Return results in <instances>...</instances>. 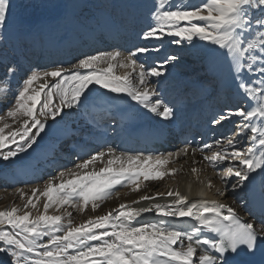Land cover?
<instances>
[{
	"label": "snow or ice",
	"instance_id": "6c2138e0",
	"mask_svg": "<svg viewBox=\"0 0 264 264\" xmlns=\"http://www.w3.org/2000/svg\"><path fill=\"white\" fill-rule=\"evenodd\" d=\"M9 7L10 0H0V31L9 22ZM150 14L154 26L150 24L142 32L144 41L179 37V40L171 42L180 44L188 41L193 47H198L199 51L194 55L204 56L210 71L221 64L227 65L228 78L236 86V95L241 100L236 104L226 101L217 118L211 122L219 125L238 118L236 131L224 143L213 139L212 144H203L202 149L193 148L192 151H211L213 144L219 145L211 155L203 156L214 169L228 165L219 175L224 186L217 189V193L220 196L229 190L244 193L254 176L264 174V0H200L199 3L188 0L183 4L176 0H155ZM197 39L214 46V51H207V46H198ZM150 51L153 49L147 46L139 47L123 60L118 51L98 53L80 59L72 69L57 66L43 73L31 70L17 88V95L12 106L6 109V115L0 116V121H3L0 123V156L4 160L16 157L37 142V137L46 128V123L37 117L38 105H41L40 116H50L55 121L62 108L78 107L82 98L88 100V94L92 92L89 86L93 84L111 93H125L165 120L174 118V109L160 98H155L153 103L156 92L145 86L148 76L162 75L156 67L145 71L144 65H140L138 79L142 90L133 83L132 73L114 74L118 65L135 72L137 54ZM175 59L174 56L167 57L164 64ZM100 64L107 67L100 69ZM15 71V67H7L5 80ZM69 72L70 75L66 74ZM48 77L55 78L57 82L49 85ZM40 80L44 83L35 87L34 84ZM0 92L4 89L0 88ZM54 95L59 97V105H53ZM8 119L13 124L19 121V127L12 128ZM33 129H36L34 134ZM9 145L14 147L4 152ZM228 148L231 150L227 151ZM187 152L186 143L176 155ZM105 155L104 151L97 152L77 164L76 168L85 169ZM107 155V166L99 172L78 176L73 173L72 179L58 185L50 180L39 195H36L37 188L31 190L32 195L20 191L21 199L26 201L22 205L23 211L18 206L0 210V256L4 258L0 264H242L238 257L256 255L260 242L264 241V218L258 221L252 216L248 222H242L237 208L217 200L190 201L178 190L144 195L132 202L135 204L166 195L172 198L168 203H153L149 207L122 203L105 215L90 217L75 226L70 219L71 213L47 214L50 207L60 208L68 204L84 211L91 203L95 210L122 182L134 184L133 190L136 191L143 181L163 179L177 171L160 170L168 164L172 153L153 159L117 155L109 147ZM114 164L119 166L112 167ZM192 172H197V169L193 168ZM207 187H213L211 180H208ZM261 190L264 191V186ZM40 196L45 198L44 211L33 216L31 209H37L33 197L38 201ZM234 203L247 209L251 215L244 196H237ZM261 203L264 216V199ZM150 212L162 217L188 218L190 223L176 227L165 221L136 222L141 214ZM42 237L47 238L46 242H42ZM260 264H264V257Z\"/></svg>",
	"mask_w": 264,
	"mask_h": 264
},
{
	"label": "bare ground",
	"instance_id": "6f19581e",
	"mask_svg": "<svg viewBox=\"0 0 264 264\" xmlns=\"http://www.w3.org/2000/svg\"><path fill=\"white\" fill-rule=\"evenodd\" d=\"M91 1L99 2V4H93L92 11L86 13L88 18H76L66 11L67 3L61 0H44L28 19H22L19 15L15 17L16 23L20 24L21 28L17 29L14 34L27 38V41L22 42L18 39L19 43L15 38L16 40H13L12 44L10 43L8 49L5 45L0 46V88L4 89V92H0V116L6 115V109L12 106L14 97L17 95V88L21 86L26 74L31 70L38 69L43 73L57 66L72 69V66L77 64L80 59L96 55L98 50L102 49L107 52H120V59L123 60L137 48L147 46L153 51L137 54L135 72L131 68L118 65L114 69V74L122 76L125 72L132 73L133 83L142 90L143 86L140 85L138 79V74L141 71L140 65H144L143 70L145 71L156 67L162 72V75L159 77L148 76L145 85L156 92V97L152 98V102H155V98H160L174 109L175 116L168 119L169 123L178 125L180 122L184 124L189 121L195 123L193 131L187 141L178 140L174 147L164 154L149 156L138 149L133 142H130L122 134V130L125 116L128 113L138 114L141 109L153 112L131 100L125 93H111L99 85H90L92 92L88 94L89 99L85 101L82 98L78 107L62 108L55 121L50 116H40L41 105H38L37 117L46 123L45 131L41 132L37 137V142L27 152L20 153L8 160L0 158V210L18 206L23 211L22 205L26 201L21 199L20 191L26 195H32L31 190L37 188L39 191L36 195H39L50 180L54 185H58L72 179L73 173L78 176L86 172H99L101 168L107 166L109 159L107 149L111 147L117 155H139L153 159L156 156H166L172 153L173 156L168 164L162 166L160 170L177 169V171L174 174L165 175L163 179L159 180L143 181V177H140V181L143 183L136 191L133 190L134 184L127 181L122 182L113 188L110 197L101 202L95 210L92 209L91 203L84 208V211L68 204L62 205L60 208L50 207L47 214L63 215L68 212L71 213L72 221L78 219L83 223L90 217L105 215L122 203L131 204L133 207H149L153 203H168L172 198L166 195L156 196L154 200H142L135 204L132 202L139 200V197L144 195L152 196L155 193L178 190L181 194L188 196L190 201L206 199L229 204L237 208V215L242 222H248L252 216H255L258 221L264 218L261 203L264 199V191L261 190L264 186V174L254 176L244 193H233L229 190L224 196H220L217 189H222L224 185L219 179V175L228 165L225 164L221 169H214L203 159L204 155H211V152L216 151L220 146L213 144L211 151L207 149L192 151L193 148L202 149L203 144H212L213 139H219L224 143L227 139L232 138V133L236 131L238 118L234 117L219 125H214L211 122L217 118L226 101L236 104L241 100V97L236 95V86L228 78L227 65L221 64L217 69L210 71L208 61H206L207 63L205 62L202 66V78L198 79L195 73L184 71L182 67L174 65V60L164 64V60L170 57L169 51L173 49L171 45L159 47L160 40L144 41L141 39L142 32L150 24L154 25L150 12L138 13L135 8V12H128L126 8L132 9L131 3H134V0H119L120 4L114 11L108 9V6L107 9L105 8L109 0ZM152 8L150 3L144 5L145 10L150 11ZM52 11H57V13L49 14ZM62 15H66L71 21L70 27L66 28L67 32H65L66 30L58 31L59 28L66 25V22L60 18ZM33 22L37 26L29 28ZM52 24H56L57 27H53ZM99 26L105 31L97 37L94 33L99 29ZM75 29L79 31L78 36L74 34ZM22 38L21 40H23ZM157 48L159 51H155ZM9 66L15 67L16 71L8 80H5L6 69ZM98 67L104 69L107 65L100 64ZM83 71L81 70V72ZM66 74L70 75V72ZM47 80L49 85L57 82L55 78L51 77H48ZM43 83L44 81L40 80L34 86L38 88ZM199 91L200 93H198ZM97 96L100 98L94 99ZM59 103V97L54 95L53 105H59ZM209 108H212V111ZM160 111H162V107ZM35 131L36 129H33L32 134ZM59 138L65 143H57ZM244 142L246 146V138H244ZM186 143L188 152L176 155L180 153ZM13 147L14 145H9L8 148ZM73 150L76 151L72 152ZM226 150L230 151L231 149ZM100 151L106 153L102 160L90 164L85 169L76 168L77 164ZM118 166V164L112 165V167ZM193 168H196L197 172L193 173ZM4 172L9 173L10 181L2 179L1 174ZM62 172L65 173L64 176L60 175ZM208 180L212 181L213 187H207ZM237 196H244L248 200L251 215L247 209L240 208L234 203ZM33 200L37 203V209H31L32 215L35 216L38 212L44 211L45 198L40 196L37 201L33 197ZM75 203L78 204L79 201H75ZM160 221H165L176 227L190 223L188 218L162 217L155 212L146 213L136 218L137 223H159ZM260 246H264V241L260 242L258 247Z\"/></svg>",
	"mask_w": 264,
	"mask_h": 264
},
{
	"label": "rangeland",
	"instance_id": "374dc122",
	"mask_svg": "<svg viewBox=\"0 0 264 264\" xmlns=\"http://www.w3.org/2000/svg\"><path fill=\"white\" fill-rule=\"evenodd\" d=\"M43 1L44 0H10L9 22L5 26L3 31H0V46L1 47H3V45H5V46H7L6 48L8 49L10 43L12 44L16 39H17L16 41H18L19 43H20V41H22V42L23 41L24 42L27 41V38H22L21 36H18V35L14 34V33H16L17 29L19 30L21 28V25L16 23L15 17L17 15H19L22 19L23 18L24 19H28L30 14H32L34 11H36ZM61 1L67 3L66 11L70 12L76 18L77 17L88 18V15L86 13L88 11H90V12L92 11L93 4H97V5L99 4L98 1H97L98 3H95V2H93L91 0H61ZM136 2L134 0V3H131V5H132L131 8L132 9L126 8V10L128 12H130V13L135 12V9H136V12H138V13H146V12L147 13H149V12L151 13L152 9L150 11L149 10H145L144 9V5L147 4V3H150L153 6L155 0H136ZM176 2L183 4V3H187L188 0H176ZM193 2L199 3L200 0H193ZM118 4H120L119 0H109V2L105 5V8L107 9V6H108V9H112L114 11L119 6ZM137 7H139V8L137 9ZM67 8H68V10H67ZM52 13H57V11L49 12V14H52ZM59 13H61V12H59ZM60 18L66 22V25H63L61 28L58 29V31L66 30V28L70 27V25H71L70 22L71 21L66 15H62ZM79 23H82V22L79 21ZM36 26H37V24L35 22H33V23L30 24L29 28H34ZM52 26L53 27H57L56 24H52ZM88 28H90V27H88ZM104 31H105V29H102L101 26H99V29L96 30V32L94 34L97 37H99ZM65 32H67V30ZM74 34H75V36H78V34H79L78 29L74 30ZM19 37H21L23 40H21V38H19ZM173 39L179 40L180 38L179 37H167L166 36L162 40H160V42H161L160 45L161 46L159 45V47H162L163 45H171V48H173V49H172V51H169L170 56L176 57V59L174 60L173 64L174 65H178L179 67H182L184 69V71H190L192 73H195L196 74V78H198V79L202 78V70H203L202 66L205 64V62L207 60L205 59L204 56L194 55L195 53H197L199 51V48L198 47H193L188 41H182L180 44H174V43L171 42ZM168 42H170V43H168ZM197 45L198 46H207V51L214 50V46L209 45L208 42H206V41H199L197 39ZM98 53H107V50H105V49H102L101 51L98 50L97 54ZM36 71L42 73L38 69H36ZM7 122L9 124H11L12 128L19 127V121H17V123L13 124L12 121L10 119H8ZM8 150H9V148H6L3 151L6 152ZM1 157L2 156H0V158ZM79 222L80 221L78 219L72 221L74 226L78 225V224H81V222L80 223ZM3 227L5 229L8 228V226H3ZM41 240H42V242H46L47 238L46 237H42ZM2 259H4V258L2 256H0V260H2Z\"/></svg>",
	"mask_w": 264,
	"mask_h": 264
}]
</instances>
